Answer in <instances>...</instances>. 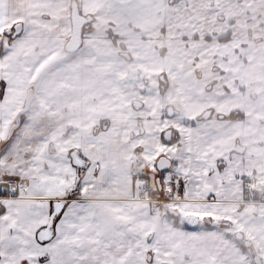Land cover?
<instances>
[{
  "label": "snow or ice",
  "instance_id": "snow-or-ice-1",
  "mask_svg": "<svg viewBox=\"0 0 264 264\" xmlns=\"http://www.w3.org/2000/svg\"><path fill=\"white\" fill-rule=\"evenodd\" d=\"M0 264H264V0H0Z\"/></svg>",
  "mask_w": 264,
  "mask_h": 264
}]
</instances>
